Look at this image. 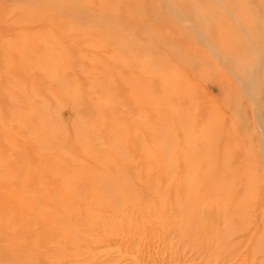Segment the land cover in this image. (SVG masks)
Segmentation results:
<instances>
[{
    "label": "rangeland",
    "instance_id": "obj_1",
    "mask_svg": "<svg viewBox=\"0 0 264 264\" xmlns=\"http://www.w3.org/2000/svg\"><path fill=\"white\" fill-rule=\"evenodd\" d=\"M131 1L97 23L103 0H0V264H264L263 50L225 0ZM192 4L225 16L245 57ZM249 8L264 23V0ZM106 173L133 197L93 192ZM237 199L229 237L215 222Z\"/></svg>",
    "mask_w": 264,
    "mask_h": 264
},
{
    "label": "bare ground",
    "instance_id": "obj_2",
    "mask_svg": "<svg viewBox=\"0 0 264 264\" xmlns=\"http://www.w3.org/2000/svg\"><path fill=\"white\" fill-rule=\"evenodd\" d=\"M112 1V0H111ZM118 1V0H117ZM132 1H134V0H132ZM131 1V2H132ZM190 1V0H189ZM225 1H227V3H230L229 5H231V7H232V9L234 10V12L236 13V15H237V17H238V20H239V22L240 23H242L243 25H245L247 28H249V30H250V36H251V39L254 41V43H256L258 46H260L261 47V49L263 50V52H264V23H262V24H260V22H258L257 20H256V17H255V14L256 13H254V12H252L250 9L251 8H249V2L250 1H254V0H225ZM258 2H263V0H257ZM28 2L30 3V5L32 6V5H39V6H41V5H48L47 4V2H46V0H28ZM186 2V1H185ZM111 2H110V0H103V3H102V5L100 6L99 5V11L97 12V11H93V9H92V11H91V13L90 14H88V16L90 17V18H94L93 20H95L97 23H106V22H108V20H110V19H108V18H106L108 15H107V10H108V8L110 7V4ZM149 3H151V2H149ZM74 4V2L72 3V5ZM77 4V3H76ZM80 4V3H79ZM132 4H134V3H132ZM69 5V4H68ZM148 5V3L144 6V7H146ZM133 6V5H132ZM151 6V5H150ZM152 6H154L153 4H152ZM192 7H190L189 9H190V11L192 12V14L194 15V17H197V16H199L200 14L201 15H203V16H206V17H208L209 19H210V22L214 25V26H218V24H220V23H222V26H218V28H217V32H218V34H220V36H221V39H220V42H221V45L223 46V48L226 50V51H233V52H237L242 58L243 57H245V54L246 53H244L243 52V50L245 49V47L246 46H244L245 45V43H243V41L240 39V37H238V36H236V34H235V32H234V28H233V25L231 24V22L230 21H228V19L225 17V16H222V15H216L215 14V16H212L211 15V13H209L208 11H210V10H206V8H203L202 6H197V7H195L193 4L191 5ZM148 7V6H147ZM147 7H146V10H147ZM84 7H81V5H74V6H71L70 7V10H71V12H73L74 14H76L77 16H83V12H87V9H83ZM91 8H93V7H91ZM229 9H231V8H229ZM168 10V9H167ZM224 10V9H223ZM166 11V10H165ZM173 11V10H172ZM225 11V10H224ZM129 13V10L127 11V14ZM134 13H135V15H134ZM134 13H133V16H139V17H143V16H145V15H147V20L149 19L150 21H153V20H156V18H157V13H156V11H155V9H153V7H152V9L150 8V10H148V13L147 14H144V13H142V12H140V11H138V10H136V12L134 11ZM227 14H229V12L227 13ZM231 14V13H230ZM176 15V14H175ZM174 15V16H175ZM233 15V14H232ZM230 16V15H229ZM129 17V16H128ZM200 17V16H199ZM231 17V16H230ZM233 17H235V16H233ZM172 18H176V17H172ZM85 19H87V20H89L88 18H85ZM197 19V18H196ZM234 19V18H233ZM235 21H237V19L235 20ZM238 24V23H237ZM238 26H240V28L242 29L243 27H241V25L239 24ZM244 29V28H243ZM247 30V29H246ZM243 32V31H242ZM249 39V38H248ZM237 41H239L240 42V44L241 45H243V47H244V49L241 47L240 48V50H236V48H237ZM245 41H246V39H245ZM130 42H132V41H130ZM238 42V43H239ZM248 42V41H247ZM218 43H219V41H218ZM131 44V43H130ZM252 44V43H251ZM253 45V44H252ZM255 45V44H254ZM221 46V47H222ZM255 47H256V45H255ZM247 48V47H246ZM257 48V47H256ZM149 50H152L150 47L148 48ZM259 50V49H258ZM252 57V56H251ZM248 58V57H247ZM246 58V59H247ZM253 59V58H252ZM249 60V59H248ZM254 60V59H253ZM255 62V61H254ZM253 63V62H252ZM242 65V64H241ZM242 67V66H241ZM254 70H255V68H254ZM253 70V71H254ZM262 71H264V70H262ZM255 72V71H254ZM262 74V80H264V72L263 73H261ZM251 76V75H250ZM255 77V76H254ZM246 78V77H245ZM251 79V78H250ZM251 81V80H250ZM226 98V97H225ZM163 129H165V128H163ZM164 132H166V131H164ZM191 133V132H190ZM183 136H184V133H183ZM183 138V137H182ZM185 138V137H184ZM183 138V139H184ZM185 141V140H184ZM184 141L182 140V142L184 143ZM166 142V141H165ZM166 144V145H165ZM165 144H163L164 145V147H165V150H167L168 149V147H169V145H170V141L168 140ZM191 144V143H190ZM188 146V145H187ZM189 147V146H188ZM194 147V146H193ZM193 149V148H192ZM196 150V149H195ZM166 152V151H165ZM262 163V162H261ZM264 169V168H263ZM115 171V170H114ZM120 171V170H119ZM118 172V171H117ZM119 173V172H118ZM221 174V173H220ZM245 174V173H244ZM116 175H118V174H116ZM222 175V174H221ZM246 175V174H245ZM126 176V175H125ZM116 177H118V176H116ZM228 177V176H227ZM97 178V177H96ZM118 179H119V177H118ZM122 179H125L126 180V182H128L127 181V178L125 177L124 178V176L122 175ZM187 179H189V178H187ZM231 179V178H230ZM250 179V178H249ZM121 180V179H120ZM119 180V181H120ZM232 180V179H231ZM230 180V181H231ZM185 180H183V189H184V192L185 193H188L187 195L188 196H193L194 197V195L193 194H195L196 193V191H195V189H198L199 188V186L197 187V185L194 183V182H191V183H194V184H189L190 186H187L188 185V181L187 182H184ZM90 182V186H91V189L93 190V192L95 191V192H101V193H110V198H109V200L110 201H112L113 202V204L114 205H119L121 202H126L127 200H130V198L131 197H133L132 195H130L129 194V192L131 191H129V190H126V189H128L129 187H127V188H125V186L127 185L126 184V182L125 181H123V182H121V184L119 183V182H117V180L115 179V177L113 176V179H111V178H109L108 177V175H107V173L104 175V176H100L99 178H97V179H93V180H91V181H89ZM229 182V181H228ZM118 183H119V185H118ZM230 183V182H229ZM229 183H227V184H229ZM264 183V182H263ZM88 184V183H87ZM224 184V183H223ZM86 185V184H85ZM225 185V184H224ZM231 185V184H230ZM229 185V187L231 188V186ZM197 187V188H196ZM224 187H226V185L224 186ZM228 187V186H227ZM128 193H127V192ZM195 191V193H193ZM224 191V190H223ZM198 192H200L199 190H198ZM131 194H132V192H130ZM226 195H227V193H229V189L227 190V192H224ZM223 192H222V194H221V196L224 194ZM129 194V195H128ZM191 194V195H190ZM199 194H201V193H199ZM224 194V195H225ZM196 195V194H195ZM223 195V196H224ZM199 196H201L200 198H202L204 195H198V198H199ZM222 196V197H223ZM228 196H229V194H228ZM193 197L191 198V199H193ZM236 197L237 196H235L234 198L236 199ZM247 197H248V195H247ZM246 196H245V198H247ZM185 198H187L186 196H185ZM197 198V197H196ZM216 198V197H215ZM214 198V199H215ZM226 198V197H225ZM229 198H231V197H229ZM238 198V197H237ZM244 198V197H243ZM242 198V199H243ZM244 198V199H245ZM249 198V197H248ZM251 198V197H250ZM249 198V199H250ZM191 199H189V197H188V200L190 201ZM222 199H224V197L222 198ZM221 199V200H222ZM253 199H254V197H253ZM252 199V200H253ZM187 200V201H188ZM218 200L220 201V199H219V197H218ZM238 200V202H239V199H237ZM241 200V199H240ZM251 200V201H252ZM185 201H186V199H185ZM224 201V200H223ZM251 201H249V202H251ZM188 203V202H187ZM242 203V202H241ZM241 203L239 202V203H234V202H232V200H231V204H230V207L229 208H233V212H230V213H228V215L226 214V212H225V209H223L222 210V212H220V214L221 213H223V214H221V215H223V218L225 219L224 220V224L223 223H220L219 224V227L217 226V222H215L216 223V225H215V227H217V229L216 228H214V230H217L218 231V228H219V230L221 231V232H223L224 234L225 233H227L226 235H228V233H230V232H228V228H227V226L228 227H230L233 223H232V221L233 222H235V223H237V221H234L235 219H232V218H234V216L236 215V216H238L237 214H239V215H241L242 213L240 212L241 211V209H239V208H243L242 206H241ZM245 203V201L243 202V204ZM248 203V202H247ZM253 204H254V202H252ZM253 204H251V206L252 207H255ZM185 205H190V204H186V202H185ZM184 205V206H185ZM223 205V204H222ZM225 205V204H224ZM224 205H223V207L222 208H224ZM245 205H246V203H245ZM183 206V208H185ZM205 206V205H204ZM219 206H220V204H219ZM229 205L227 204V206H225V207H228ZM244 206V205H243ZM250 206V204H249V209H252L253 210V208ZM187 207H190V206H187ZM218 207V206H217ZM246 207V206H245ZM248 207V206H247ZM251 207V208H250ZM221 208V209H222ZM188 210H189V208H187ZM198 209V208H197ZM202 209V208H201ZM218 210H219V208H217ZM217 209H215L217 212H218V210ZM247 209V208H246ZM181 210V209H180ZM187 210V212H190V211H188ZM198 211H199V209H198ZM182 212H183V209H182ZM192 212V211H191ZM193 212H197V211H193ZM247 212H249V211H247ZM198 213V212H197ZM250 213V212H249ZM248 213V214H249ZM180 214H181V212H180ZM189 214V213H188ZM188 214H184V216L185 215H187V216H185V217H188ZM254 214V213H253ZM190 215H192L191 213H190ZM193 215H195V213L193 214ZM200 215V214H199ZM208 215H211V213H208ZM250 215H251V213H250ZM183 215H181L180 216V218L182 217ZM212 216V215H211ZM235 216V217H236ZM242 217L244 216L243 214L241 215ZM191 218H189L188 220H189V222H190V219H192L191 221H193V223H194V218H192V217H194V216H190ZM199 217V216H198ZM198 217L196 218L197 220H198ZM222 217V216H221ZM230 217H232L231 218V222L230 223H232L230 226L227 224V222H226V224H225V221H228L227 220V218H229V221H230ZM239 217V216H238ZM246 217V216H245ZM251 217H252V215H251ZM250 217V218H251ZM201 218H202V216H201ZM200 218V219H201ZM254 218V217H253ZM253 218H251V220L253 219ZM261 218V221H263L264 219V217L262 216V217H260ZM260 218H259V220H260ZM178 219V218H177ZM176 219V220H177ZM182 219H183V222H185L184 220V218L182 217ZM196 219H195V221H196ZM236 219H238V218H236ZM243 219H246V218H243ZM247 219H248V221H249V218L247 217ZM181 220V219H180ZM203 219H201V221H202ZM187 221V220H186ZM228 221V222H229ZM245 221V220H244ZM244 221L242 220V223H244ZM182 222V223H183ZM245 222H247V220L245 221ZM254 222V221H253ZM252 222V223H253ZM174 223V222H173ZM181 223V222H180ZM198 223V222H197ZM248 223V222H247ZM250 223L251 222H249L248 224H249V226H250ZM178 224V223H177ZM186 224H188V221L186 222ZM196 224V223H195ZM200 224V223H199ZM261 224V223H260ZM185 224H182L181 226H180V224H179V227H181V228H179V230H180V233L179 234H181V235H179L181 238H183V237H185L187 234H185L186 232H185V229H183V226H184ZM193 225V224H192ZM237 226H238V224H236ZM203 226V225H202ZM232 226H235V224L234 225H232ZM230 227V229L229 230H231L232 228L234 229V227ZM237 226H236V228H237ZM240 227L241 226H243V225H239ZM239 226H238V228H239ZM244 226H245V224H244ZM247 226V225H246ZM177 227V226H176ZM187 227V225L186 226H184V228H186ZM191 227V226H190ZM193 227V226H192ZM198 227V226H197ZM251 227V226H250ZM255 227V226H254ZM264 227V226H263ZM262 227V228H263ZM199 228V227H198ZM209 228V226L208 225H204V230L203 231H206L207 229ZM244 227H242L241 229H243ZM246 228V227H245ZM175 229V228H174ZM193 229V228H192ZM192 229H190V234L192 233L191 231H192ZM197 229V228H196ZM256 229V228H255ZM260 229H261V227H260ZM264 229V228H263ZM178 230V229H177ZM235 231H236V229H234ZM239 229H237V231H238ZM194 231V230H193ZM197 231V230H196ZM198 231H199V229H198ZM213 231V230H212ZM216 231V232H217ZM236 231V232H237ZM177 232V231H176ZM182 232V233H181ZM209 233H211V231H209ZM208 233V235H211V234H209ZM234 233V232H233ZM183 234L185 235V236H183ZM190 234L188 235V236H190ZM203 233L201 232V235H202ZM214 234V233H213ZM223 234V235H224ZM215 235H216V233H215ZM233 235V234H232ZM232 235H228L229 237L230 236H232ZM192 236V235H191ZM217 236V235H216ZM200 237V236H199ZM203 237H204V234H203ZM203 237H200L201 239L203 238ZM205 237H207V236H205ZM225 237V236H224ZM211 238H212V236H211ZM227 238V237H226ZM197 239H198V237H197ZM201 239H199V241L201 240ZM210 239V238H209ZM217 240L218 239H220V236L218 237V238H216ZM216 239L214 238V240H215V243H217V241H216ZM211 240V239H210ZM221 240H222V238H221ZM221 240H219V242H222ZM202 241V240H201ZM214 242V241H213ZM200 244H201V242H199ZM215 243H214V247H215ZM205 244H206V241H205ZM212 243H210V245H211ZM223 244V243H222ZM208 245V244H207ZM206 245V247H208ZM218 245H220V244H218ZM217 245V246H218ZM216 246V247H217ZM221 247V246H220ZM210 248H211V246H210ZM207 250H208V248H207Z\"/></svg>",
    "mask_w": 264,
    "mask_h": 264
}]
</instances>
